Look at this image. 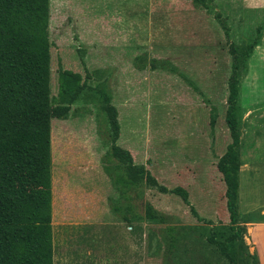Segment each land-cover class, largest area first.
<instances>
[{"label": "rangeland", "instance_id": "374dc122", "mask_svg": "<svg viewBox=\"0 0 264 264\" xmlns=\"http://www.w3.org/2000/svg\"><path fill=\"white\" fill-rule=\"evenodd\" d=\"M215 12L226 19L229 41L243 62L236 113L237 225L244 231L228 249L237 264H255L253 254L260 264L251 222L264 211V0H211L210 10L195 8L191 0H50L51 96L60 64L83 76L86 67L90 84L107 81L124 126L121 144L166 187L183 184L205 219L199 221L180 196L144 185L134 203L141 211L146 201L152 203L167 220H122L112 210L117 193L102 161L103 117L98 125L89 105L78 102L66 119L51 120L53 264H229L208 240L211 232L216 239L231 233L225 184L216 167L230 142L224 116L231 58ZM151 59L169 61L182 76L151 69ZM136 112L141 140L133 136ZM151 126L155 135L148 136ZM252 161L259 167L251 177ZM168 226L177 227L171 248Z\"/></svg>", "mask_w": 264, "mask_h": 264}, {"label": "trees", "instance_id": "16d2710c", "mask_svg": "<svg viewBox=\"0 0 264 264\" xmlns=\"http://www.w3.org/2000/svg\"><path fill=\"white\" fill-rule=\"evenodd\" d=\"M191 2L195 8L211 9V0ZM213 16L227 39L231 58L224 116L230 142L216 163L225 184L227 227L231 233L216 239V233L211 232L208 240L229 264H237L228 243L233 245L240 240L244 231L237 225L241 129L236 113L238 69L243 62L238 49L229 41L226 19L219 12ZM49 22L50 0H0V264H53L51 120L64 116L84 91L102 98V135L110 145L104 168L117 193L112 210L127 222L164 223L165 214L150 202L144 203L142 211L134 203L137 196L143 195L137 194V190L147 185L180 196L192 214L205 221L191 206L185 188H168L159 183L143 164L135 162L127 149L117 144L118 112L107 81L90 84L92 72L86 67L83 76L60 64L56 71V96H51ZM258 39L248 46L247 55L252 53ZM147 65L180 74L167 60L151 59ZM213 120L211 112L210 124ZM176 231L177 227L167 231L169 248L174 246ZM253 258L257 264V255L253 254Z\"/></svg>", "mask_w": 264, "mask_h": 264}, {"label": "crops", "instance_id": "0c3cea01", "mask_svg": "<svg viewBox=\"0 0 264 264\" xmlns=\"http://www.w3.org/2000/svg\"><path fill=\"white\" fill-rule=\"evenodd\" d=\"M78 102L87 104V106L89 105L88 108L91 109L90 111H94L95 112V117H96L97 123L99 125L100 120H102V111H101V108H100L101 104H102V98L99 95H97L95 93H92V92H88V91H84L79 97H77V99L72 103L69 111L64 116L60 117V119H66L69 116V114L71 113L72 106L75 105ZM150 113L151 112L148 111V114H147V116H149V120H150ZM117 118H118V122H119V125H120L119 135H118V139H117V144L118 145L120 144L119 146L120 147L122 146V148H124V146L121 144L122 129H124V126L122 125L121 118H120L119 115L117 116ZM139 120H140V116L136 112L134 117L132 116V123L134 124V126L137 127L136 134H133V136H136V135L138 136L137 138H135V140H137V139L141 140L142 137H143L142 128H141V123L142 122L139 121ZM152 127L153 126H151L150 128L148 127V136L151 133L155 135V133H153L154 129L152 130ZM132 139H134V138H132ZM103 146L106 147V151L103 154L102 161H104L105 156L108 154V152L110 150V145H109L108 142H104ZM126 148L131 153V149L128 148V147H126ZM126 148H124V149H126ZM52 153H53V148H52V128H51V179H52V164H53L52 163ZM261 161L264 162V158ZM252 164L254 165V168L251 169V177H252V172L256 173L258 171L259 161H256V163L254 161H252ZM145 168H147V166H145ZM263 168H264V165H263ZM152 175L158 180V177L155 176V174H152ZM105 182H107V179L105 180ZM158 182L161 183L159 180H158ZM52 183H53V179H52ZM161 184H163V183H161ZM106 185H107V183H106ZM182 185L183 184H181V187H182ZM255 185H256V182H255ZM171 188H173V187H171ZM183 188H184V186H183ZM113 192L114 191H111V193H108L107 196H112L114 194ZM224 192H225V189L223 191V194H224ZM224 200L226 202L225 196H224ZM52 207H53V193H52ZM260 212H259L260 213L259 215H257L254 218H252L253 220L251 222V231H252V234H251L252 240L251 241L254 243V248L256 249V252L258 254V258H259L260 264H264V211L262 210V208H261ZM165 216H167V215L165 214ZM92 218L93 217H88V219H92ZM107 218H109V217H107ZM110 219H111L110 221H120L116 217H112ZM166 219H167V217H166Z\"/></svg>", "mask_w": 264, "mask_h": 264}]
</instances>
